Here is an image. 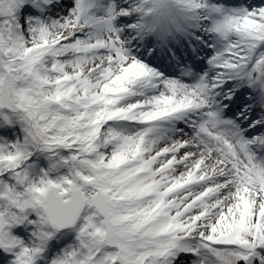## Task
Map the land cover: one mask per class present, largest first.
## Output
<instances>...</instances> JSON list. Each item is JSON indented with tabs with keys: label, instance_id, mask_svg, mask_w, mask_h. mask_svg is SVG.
Returning <instances> with one entry per match:
<instances>
[{
	"label": "snow or ice",
	"instance_id": "snow-or-ice-1",
	"mask_svg": "<svg viewBox=\"0 0 264 264\" xmlns=\"http://www.w3.org/2000/svg\"><path fill=\"white\" fill-rule=\"evenodd\" d=\"M0 264H264V0H0Z\"/></svg>",
	"mask_w": 264,
	"mask_h": 264
}]
</instances>
